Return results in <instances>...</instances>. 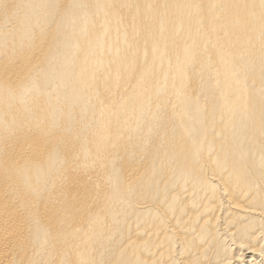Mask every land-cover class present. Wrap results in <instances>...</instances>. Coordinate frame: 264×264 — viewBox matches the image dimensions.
<instances>
[{
  "label": "bare ground",
  "instance_id": "obj_1",
  "mask_svg": "<svg viewBox=\"0 0 264 264\" xmlns=\"http://www.w3.org/2000/svg\"><path fill=\"white\" fill-rule=\"evenodd\" d=\"M244 261L264 0H0V264Z\"/></svg>",
  "mask_w": 264,
  "mask_h": 264
},
{
  "label": "rangeland",
  "instance_id": "obj_2",
  "mask_svg": "<svg viewBox=\"0 0 264 264\" xmlns=\"http://www.w3.org/2000/svg\"><path fill=\"white\" fill-rule=\"evenodd\" d=\"M235 263H236V261H235ZM243 264H246V262L244 261Z\"/></svg>",
  "mask_w": 264,
  "mask_h": 264
}]
</instances>
